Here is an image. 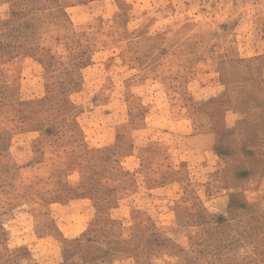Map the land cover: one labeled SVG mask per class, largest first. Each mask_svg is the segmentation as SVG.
<instances>
[{"label": "rangeland", "instance_id": "rangeland-1", "mask_svg": "<svg viewBox=\"0 0 264 264\" xmlns=\"http://www.w3.org/2000/svg\"><path fill=\"white\" fill-rule=\"evenodd\" d=\"M0 264H264V0H0Z\"/></svg>", "mask_w": 264, "mask_h": 264}, {"label": "trees", "instance_id": "trees-1", "mask_svg": "<svg viewBox=\"0 0 264 264\" xmlns=\"http://www.w3.org/2000/svg\"><path fill=\"white\" fill-rule=\"evenodd\" d=\"M14 16V14H12Z\"/></svg>", "mask_w": 264, "mask_h": 264}]
</instances>
